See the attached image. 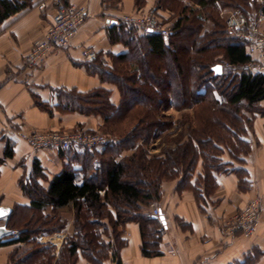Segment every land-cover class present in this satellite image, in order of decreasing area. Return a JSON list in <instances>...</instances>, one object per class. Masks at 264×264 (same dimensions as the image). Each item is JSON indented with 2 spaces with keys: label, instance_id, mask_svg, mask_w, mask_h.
<instances>
[{
  "label": "trees",
  "instance_id": "trees-1",
  "mask_svg": "<svg viewBox=\"0 0 264 264\" xmlns=\"http://www.w3.org/2000/svg\"><path fill=\"white\" fill-rule=\"evenodd\" d=\"M181 1L156 0L151 7H146V0H134L132 14L145 15L152 11L163 25L167 19L159 15L160 11L176 16L171 27L166 28L167 40L164 41L159 34L120 22L112 25L110 39L123 43L128 52L107 55L109 63L96 56L85 64L90 74L117 88L121 97L117 107L109 100L110 92L103 88L87 93L55 90L56 105L49 107L37 102V106L50 115L51 108H56L59 112L99 117L103 122L102 130L120 136L121 140L105 145L95 154L79 148L59 150L60 154L74 152H68L71 153L68 158L81 166L80 184L71 165H66L60 174L54 176L46 190L36 182L41 176L37 163L33 164L30 176L20 179V188L30 198L33 213L19 229L17 237L0 240V244L23 243L28 246L16 257L19 260L41 257V264H50L52 248L38 243L37 238L58 233L64 228L65 223H61L56 213L68 205L74 211V232L64 239L55 264H74L78 252L88 264H102L109 256L116 264H121L119 250L125 241L118 227L127 222L139 225L142 255L158 256L163 226L158 217L147 211L141 212V208L160 200L161 183L167 176L174 178L182 172L187 178L199 157L203 156L205 175L202 182L206 190L210 189H207L210 187L207 183L211 172L224 170L219 159L220 147L234 148L231 138L234 139V131L239 128L242 108L261 110L256 104L264 99V75L245 67L250 60L245 46L229 34L217 14L227 7L238 8L245 14L260 9L264 14V0L260 4L254 0H196L193 7ZM26 4L27 0H0V19L21 10ZM207 22L212 26L209 29L205 28ZM213 50L220 51V60L213 59ZM165 56H173L172 65L163 63ZM225 62L233 66V72L215 76L212 67ZM175 78L180 82L177 90L170 93L165 83ZM161 85L165 87L161 88ZM136 106L139 110H135ZM196 107H201L199 110L205 115L195 113ZM170 108H192L194 114L191 117L185 114L180 117L183 125L195 123L187 131L189 141L179 144V133L175 148L163 151L166 158L150 156L136 141L139 137L146 143L157 138L154 129L160 127L159 116ZM123 144L133 151L130 155H121ZM79 150L80 154L77 153ZM11 155L12 151L7 147L5 156ZM94 159H97V168H93ZM195 187H200L197 181ZM196 196L199 198V190ZM108 206L114 209L115 216ZM47 207L52 211L44 214ZM102 218L111 224L113 242L102 241L100 228L103 231L108 228L100 222Z\"/></svg>",
  "mask_w": 264,
  "mask_h": 264
},
{
  "label": "crops",
  "instance_id": "crops-1",
  "mask_svg": "<svg viewBox=\"0 0 264 264\" xmlns=\"http://www.w3.org/2000/svg\"><path fill=\"white\" fill-rule=\"evenodd\" d=\"M66 1L85 7L88 16L77 29L68 48L51 51L43 63L33 68L26 67L24 57L50 24L52 1L27 0L24 8L0 19V208L10 209V214L0 219V226L17 233L33 213L30 198L19 185L20 179L31 175L33 164L37 163L40 168L41 176L36 178V182L44 190L66 165H71L80 184L81 166L79 162L69 160L71 153L68 152L73 151L61 154L60 149L32 151L25 141L17 139L15 135H4V130L43 132L80 129L92 132L102 126L99 117L59 112L56 108H51L50 115L40 109L37 102L49 107L56 105L55 90L87 93L103 88L110 92L111 104L117 107L121 101L114 85L102 82L97 75L87 71L85 64L89 61L80 52L84 48L93 49L96 56L107 63V55L127 53L128 48L123 43L111 41L110 31L112 25L120 23L122 15L133 12L134 0ZM41 3H44L43 9H39ZM152 4L151 0H146V7ZM221 68L222 74V65ZM256 106L261 110H240L239 128L234 131V139L231 138L234 148L220 147L222 152L219 159L224 170L211 172L210 182L207 183L211 188L206 196L198 198L191 189L195 187L197 176L202 175L201 157L187 178L180 172L178 177L161 183V197L155 203L159 210L158 217L164 219L158 256L142 255L137 223L127 222L118 227L125 241L119 250L121 264H264V99ZM7 147L12 151L10 157L5 156ZM180 184L188 187L180 189ZM253 199L259 201L260 207L254 233L250 236L238 234L233 238L225 237L222 234L224 222ZM68 207L70 211L67 210L64 217V228L52 236L37 238L38 243L48 244L52 248L51 264H55L64 239L74 232L72 206L58 211L62 214ZM108 210L111 211L110 206ZM51 211L52 208L47 207L43 213L49 214ZM147 212L150 213L149 210ZM9 237L0 240L3 242ZM27 248L23 243L0 244V264H41V257L31 260L16 258ZM74 264L88 263L78 252ZM102 264L116 262L109 256Z\"/></svg>",
  "mask_w": 264,
  "mask_h": 264
},
{
  "label": "built area",
  "instance_id": "built-area-1",
  "mask_svg": "<svg viewBox=\"0 0 264 264\" xmlns=\"http://www.w3.org/2000/svg\"><path fill=\"white\" fill-rule=\"evenodd\" d=\"M51 1L53 5L51 22L42 37L33 43L31 50L24 57L26 67L39 66L51 51L68 48L77 29L88 16L85 7L76 6L66 0ZM254 2L260 4L262 0H254ZM43 8L44 3H41L39 9ZM120 22L140 28L144 32L159 34L164 41L167 40V29L160 25L152 11L144 16L122 15ZM224 24L229 34L245 46L250 58L245 67L250 71L264 75V14L262 11L255 9L245 14L238 8L229 9L225 13ZM80 53L89 62L96 58V52L93 49L84 48ZM222 67L226 74H231L234 70L228 62H225ZM220 101L223 102V99L221 98ZM4 135H15L17 139L25 141L32 151L79 148L93 152V150H98L114 141V138L86 131L59 133L57 131H14L7 128L4 130ZM97 166V159H94L93 168H97ZM259 209L257 199L246 203L242 209L225 221L224 236L233 238L237 233L252 235L258 224ZM150 214L153 217L159 216L157 206L150 205ZM10 232L12 237H17V231L10 230Z\"/></svg>",
  "mask_w": 264,
  "mask_h": 264
},
{
  "label": "rangeland",
  "instance_id": "rangeland-1",
  "mask_svg": "<svg viewBox=\"0 0 264 264\" xmlns=\"http://www.w3.org/2000/svg\"><path fill=\"white\" fill-rule=\"evenodd\" d=\"M151 1H152L153 4L156 3V0H151ZM195 1L196 0H182L181 2L183 4H185V5L193 7ZM229 9H232V8L227 7V8H222V9L219 10V13L217 15H218V18H219L220 21L224 22L225 13ZM146 10H147V8H146ZM196 14H198V13H196ZM159 15L161 17H163V19H167V22L163 25V24L160 23V20H158V16H155L156 20L164 28L171 27V24H172L174 18L176 17L174 14H172V13H170L168 11H165V12H161L160 11ZM194 15L195 14H193V16ZM140 16H144V15L140 14ZM211 27H212L211 24H209L208 22L205 23V28L209 29ZM211 54L214 57L213 59H218V60L221 59L220 51L213 50V51H211ZM171 59H173V56L170 57V58L168 56H165L164 59H163V63L166 62L169 65H172L171 61H173V60H171ZM179 82L180 81H178L177 78L172 79L171 81H166L165 86H166V89L168 88V92L171 93V90L172 91H176L177 90L176 86H178ZM165 86L161 85V88H163ZM192 108H183L181 110H177L175 108H170L166 112H162V116L161 115L159 116L160 122H161L160 127H158V129H154V132H156L157 138L149 139L147 141V143H146V141H144L142 138L139 137V139H137V141H136L137 145L140 146V147L142 146L143 150H145L147 152V154L150 155V156H158L161 159L166 158V155L163 154V151L166 150V149H174L175 148V144L174 143L179 140V138H180L179 137V133H181V138L179 140V144L182 145V144L187 143L189 141V137H188L187 131H188V129H190L189 127L195 126V123L192 124V125L190 123H187V124L183 125V123H181V121H180V117H181L182 114L183 115L184 114L185 115H189L191 117L194 114ZM200 108L201 107H196L195 110H194L195 113H202V114L205 115L204 111H200L199 110ZM196 109L198 111H196ZM135 110H139V108L136 106ZM89 116H91V115H89ZM198 122H199V120H198ZM162 129H164V130L162 131ZM56 131L59 132V133H71V132L83 131V130H80V129H76L75 130V129H73V130H70V131H66V130H56ZM90 133L101 134V135H104L106 137L114 138V141L112 143H108L106 145L115 144V143H117L118 141L121 140L120 136H116V135H111V134L105 133V131L102 130L101 127L97 131H93V132H90ZM123 146H124V148H123V150L121 152L122 153L121 155L122 156L130 155L132 150L129 149L128 145H126V144H123ZM102 148H99L98 150L97 149L93 150L92 153L95 154L97 151L101 150ZM202 160H203V156H202ZM178 175H177V177H178ZM204 175H205V171H204L203 166H202V175L201 176L200 175L197 176V180H196L197 181V186L198 187L200 186V187L199 188L191 187V189L195 192V194H196L197 190H199V192H200V196L199 197H201V198L203 197V195L206 196V194L209 193L208 190L205 189L206 187H204L203 182H202V181H204V179L202 178ZM168 177L169 176H167L163 181L174 179V178H168ZM208 182H210V181H208ZM179 186H180L179 187L180 189H185V188L188 187L186 184L185 185L180 184ZM208 188H211V185H210V187H207V189ZM152 204L155 205V203H150L147 206L142 207L141 208V212L148 211V210L150 211V205H152ZM110 208H111V211L114 213V216H115L114 209L112 207H110ZM67 210L70 211V207H68L67 209H64L62 211V214L59 211L56 213L57 217H59L61 223L62 222L65 223V218L64 217L66 216ZM73 213H74V211H73ZM100 222L102 223V225H105V226L108 227L104 231H103L102 228H100V231L102 232V235H103L102 241L104 243H106L108 241L113 242V240L111 238V237H113V231H112V228L110 227V225H111L110 222L106 218H102L100 220ZM224 224H225V222H224ZM224 224L222 226V234L224 233ZM74 226L75 225H74V220H73V228H74ZM238 234H241V233L235 234L234 237L237 236ZM48 236H52V234L48 235ZM68 237H70V236H67L66 238H68ZM50 264H51V262H50Z\"/></svg>",
  "mask_w": 264,
  "mask_h": 264
},
{
  "label": "water",
  "instance_id": "water-1",
  "mask_svg": "<svg viewBox=\"0 0 264 264\" xmlns=\"http://www.w3.org/2000/svg\"><path fill=\"white\" fill-rule=\"evenodd\" d=\"M212 71L214 73V75H220L222 72V68L221 65H215L212 67ZM10 214V209L8 208H0V219H2L3 217H6L7 215ZM159 221L162 223V225H164V219L163 217H158ZM11 235V232L9 229H7L5 226H0V239L1 238H5V237H9Z\"/></svg>",
  "mask_w": 264,
  "mask_h": 264
}]
</instances>
